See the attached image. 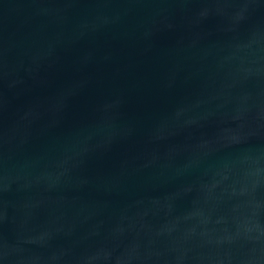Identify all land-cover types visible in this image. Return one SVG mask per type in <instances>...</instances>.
<instances>
[{
	"label": "water",
	"instance_id": "1",
	"mask_svg": "<svg viewBox=\"0 0 264 264\" xmlns=\"http://www.w3.org/2000/svg\"><path fill=\"white\" fill-rule=\"evenodd\" d=\"M0 264H264V0H0Z\"/></svg>",
	"mask_w": 264,
	"mask_h": 264
}]
</instances>
